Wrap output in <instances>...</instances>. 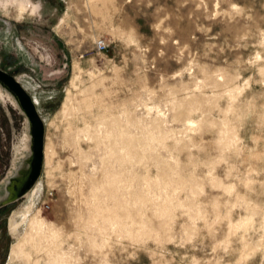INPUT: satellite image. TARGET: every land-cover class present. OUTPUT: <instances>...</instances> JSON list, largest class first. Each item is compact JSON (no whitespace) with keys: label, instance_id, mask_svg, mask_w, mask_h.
Listing matches in <instances>:
<instances>
[{"label":"rangeland","instance_id":"1","mask_svg":"<svg viewBox=\"0 0 264 264\" xmlns=\"http://www.w3.org/2000/svg\"><path fill=\"white\" fill-rule=\"evenodd\" d=\"M0 69V264H264V0H0Z\"/></svg>","mask_w":264,"mask_h":264},{"label":"water","instance_id":"2","mask_svg":"<svg viewBox=\"0 0 264 264\" xmlns=\"http://www.w3.org/2000/svg\"><path fill=\"white\" fill-rule=\"evenodd\" d=\"M0 87L13 97L20 111L26 117L31 137L29 171L23 180H12L15 189L11 191L10 197L0 204V207H3L23 198L41 177L44 167L46 129L32 96L15 76L0 69Z\"/></svg>","mask_w":264,"mask_h":264},{"label":"built area","instance_id":"3","mask_svg":"<svg viewBox=\"0 0 264 264\" xmlns=\"http://www.w3.org/2000/svg\"><path fill=\"white\" fill-rule=\"evenodd\" d=\"M96 47H97V50L100 52L105 51L107 49L106 43L103 40H99L96 43Z\"/></svg>","mask_w":264,"mask_h":264},{"label":"trees","instance_id":"4","mask_svg":"<svg viewBox=\"0 0 264 264\" xmlns=\"http://www.w3.org/2000/svg\"><path fill=\"white\" fill-rule=\"evenodd\" d=\"M5 208H6V207H4V208H1V209H0V212H1V211H3Z\"/></svg>","mask_w":264,"mask_h":264},{"label":"bare ground","instance_id":"5","mask_svg":"<svg viewBox=\"0 0 264 264\" xmlns=\"http://www.w3.org/2000/svg\"><path fill=\"white\" fill-rule=\"evenodd\" d=\"M1 88V87H0ZM2 89V88H1Z\"/></svg>","mask_w":264,"mask_h":264}]
</instances>
